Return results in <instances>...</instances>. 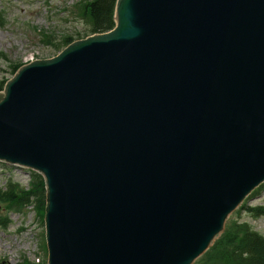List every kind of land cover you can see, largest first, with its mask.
<instances>
[{
	"label": "water",
	"instance_id": "obj_1",
	"mask_svg": "<svg viewBox=\"0 0 264 264\" xmlns=\"http://www.w3.org/2000/svg\"><path fill=\"white\" fill-rule=\"evenodd\" d=\"M114 19L5 83L0 161L44 180L46 264H191L264 182V0Z\"/></svg>",
	"mask_w": 264,
	"mask_h": 264
},
{
	"label": "rangeland",
	"instance_id": "obj_2",
	"mask_svg": "<svg viewBox=\"0 0 264 264\" xmlns=\"http://www.w3.org/2000/svg\"><path fill=\"white\" fill-rule=\"evenodd\" d=\"M86 1L0 0L3 18L0 25V90L4 80L11 78L14 65L24 64L25 59L31 56L33 59L52 57L65 46L61 43L66 36L76 40L90 34L88 17L83 15L80 7ZM19 173L0 163V188L8 179L18 184L16 188L28 187L29 173ZM245 204L252 209L264 207V187L249 195ZM3 207L0 218L6 220L5 226L0 227V264H21L22 259L28 262L45 261L46 252L42 248L45 244L43 213L32 202L17 207L5 201ZM231 217L237 222L246 221L252 230L264 237L263 213L256 215L244 211ZM225 227L223 232H226Z\"/></svg>",
	"mask_w": 264,
	"mask_h": 264
},
{
	"label": "trees",
	"instance_id": "obj_3",
	"mask_svg": "<svg viewBox=\"0 0 264 264\" xmlns=\"http://www.w3.org/2000/svg\"><path fill=\"white\" fill-rule=\"evenodd\" d=\"M114 5L115 0H87L80 6L83 15L88 17L90 33L105 32L114 26ZM2 19L0 14V25L3 23ZM72 40L71 36H66L61 44L66 45ZM17 66L14 65L11 70L15 71ZM16 187V184L9 182L5 190H0V198L15 203L18 207L32 202L42 214L45 205L42 177L31 172L29 188ZM241 210L253 212L256 215L264 214V207L252 209L243 204L235 216H238ZM0 223L5 226V222L0 221ZM225 229L226 232H223L194 264H264V237L252 230L246 222H237L232 217L229 218Z\"/></svg>",
	"mask_w": 264,
	"mask_h": 264
},
{
	"label": "flooded vegetation",
	"instance_id": "obj_4",
	"mask_svg": "<svg viewBox=\"0 0 264 264\" xmlns=\"http://www.w3.org/2000/svg\"><path fill=\"white\" fill-rule=\"evenodd\" d=\"M4 208V207H3ZM3 208H1V209H3Z\"/></svg>",
	"mask_w": 264,
	"mask_h": 264
}]
</instances>
